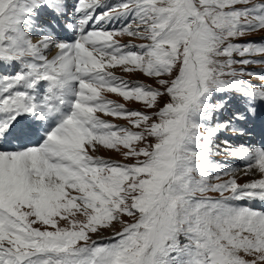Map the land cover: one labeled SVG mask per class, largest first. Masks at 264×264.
Instances as JSON below:
<instances>
[{"label":"snow or ice","instance_id":"1","mask_svg":"<svg viewBox=\"0 0 264 264\" xmlns=\"http://www.w3.org/2000/svg\"><path fill=\"white\" fill-rule=\"evenodd\" d=\"M253 65L264 0H0V264H264Z\"/></svg>","mask_w":264,"mask_h":264},{"label":"rangeland","instance_id":"2","mask_svg":"<svg viewBox=\"0 0 264 264\" xmlns=\"http://www.w3.org/2000/svg\"><path fill=\"white\" fill-rule=\"evenodd\" d=\"M111 2H112V0H111ZM257 36L259 35V34H256ZM117 39H119V40H121L122 42H124V41H128V42H124L125 44H127V43H129L130 41L131 42H134V41H137V42H139V43H142L143 41H140V40H135V39H132V40H130V38H128V37H126V36H124V37H117ZM145 43V42H144ZM257 58V57H256ZM260 59V58H259ZM261 65H253V66H250V67H252V68H255V70H256V68H259ZM113 70H115L118 74H121L122 76H125V77H127V78H129L130 80L131 79H135V80H140L141 81V83L142 84H144V85H149V86H152V87H156V84H155V81L153 80V79H151V78H148V77H145V76H143V75H141V74H134V73H125V72H123L120 68H116V69H113ZM260 70V69H259ZM112 71V70H111ZM116 75V74H115ZM245 79H252L251 77H245ZM255 79H253L252 80V82L253 83H255ZM109 97H113L114 98V100H116V101H119L120 103H122V104H124V106H129V107H133V108H135V110L136 109H141L143 106L141 105V104H138V103H136V102H132V101H129V102H125V101H123V99L122 98H120V97H118L117 95H115V94H111V93H109V95H108ZM102 116H103V114H101ZM110 118H112V117H110ZM121 122H124V121H121ZM93 155H95V156H98V157H101V155L102 156H105V157H108V156H110V157H112V158H114V159H116V161H119V162H123L124 160H123V158L117 153V152H115L114 150H106V149H103V148H99V150L98 151H96L95 153H93ZM214 159L216 160V161H224V160H229L230 161V163H232V164H234L235 162L234 161H232V159L230 158V157H225V156H223V155H218V156H215L214 157ZM129 161V160H128ZM135 161L134 160H131L130 161V163H134ZM230 177H225L224 179H229ZM237 179H238V182L239 183H241V184H243V183H245V182H247V181H250L251 179H252V177L251 176H245V174H244V172L243 171H239L238 173H237ZM209 195H212V196H215V197H213V198H217L218 197V194H216V193H210ZM217 195V196H216ZM107 231H109L110 232V230H107Z\"/></svg>","mask_w":264,"mask_h":264},{"label":"bare ground","instance_id":"3","mask_svg":"<svg viewBox=\"0 0 264 264\" xmlns=\"http://www.w3.org/2000/svg\"><path fill=\"white\" fill-rule=\"evenodd\" d=\"M117 2H119V0H112V4Z\"/></svg>","mask_w":264,"mask_h":264}]
</instances>
